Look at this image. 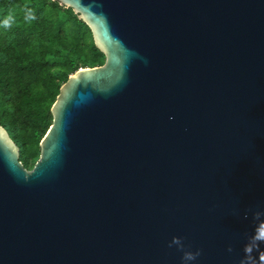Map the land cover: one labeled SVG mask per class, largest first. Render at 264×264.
<instances>
[{
  "label": "water",
  "instance_id": "95a60500",
  "mask_svg": "<svg viewBox=\"0 0 264 264\" xmlns=\"http://www.w3.org/2000/svg\"><path fill=\"white\" fill-rule=\"evenodd\" d=\"M52 1L104 63L0 126V264H264V0Z\"/></svg>",
  "mask_w": 264,
  "mask_h": 264
},
{
  "label": "trees",
  "instance_id": "16d2710c",
  "mask_svg": "<svg viewBox=\"0 0 264 264\" xmlns=\"http://www.w3.org/2000/svg\"><path fill=\"white\" fill-rule=\"evenodd\" d=\"M29 11L31 21L25 18ZM103 63L89 29L71 9L52 0H0V126L24 168L39 157L60 86L78 69Z\"/></svg>",
  "mask_w": 264,
  "mask_h": 264
},
{
  "label": "clouds",
  "instance_id": "9594fccd",
  "mask_svg": "<svg viewBox=\"0 0 264 264\" xmlns=\"http://www.w3.org/2000/svg\"><path fill=\"white\" fill-rule=\"evenodd\" d=\"M25 18H26L27 20H29V21L35 19L34 15L31 13V11L28 12V14L26 15ZM12 19H13L12 16L9 15V16L3 21V27H5V28L10 27V26H11V23H12ZM255 239H256L257 241H264V236H257ZM245 251L248 252V253H251L252 248H251V247H246ZM198 254H199V253H197V254H192V253L186 252V253L184 254V257H183V258H184L185 260H194V259L196 258V255H198Z\"/></svg>",
  "mask_w": 264,
  "mask_h": 264
},
{
  "label": "rangeland",
  "instance_id": "374dc122",
  "mask_svg": "<svg viewBox=\"0 0 264 264\" xmlns=\"http://www.w3.org/2000/svg\"><path fill=\"white\" fill-rule=\"evenodd\" d=\"M79 68H80V67H79ZM38 149H39V147H38ZM38 151H39V150H38ZM27 153H28L27 150H25V151H24V155H26ZM36 160H37V158L30 159V161H29V165H30V167H27L26 169H27V170H31L32 167L34 166Z\"/></svg>",
  "mask_w": 264,
  "mask_h": 264
}]
</instances>
